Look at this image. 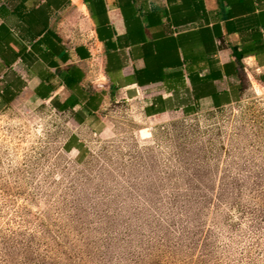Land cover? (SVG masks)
I'll use <instances>...</instances> for the list:
<instances>
[{
	"label": "rangeland",
	"instance_id": "rangeland-1",
	"mask_svg": "<svg viewBox=\"0 0 264 264\" xmlns=\"http://www.w3.org/2000/svg\"><path fill=\"white\" fill-rule=\"evenodd\" d=\"M0 264H264V82L193 115L0 105Z\"/></svg>",
	"mask_w": 264,
	"mask_h": 264
},
{
	"label": "crops",
	"instance_id": "crops-1",
	"mask_svg": "<svg viewBox=\"0 0 264 264\" xmlns=\"http://www.w3.org/2000/svg\"><path fill=\"white\" fill-rule=\"evenodd\" d=\"M263 82L264 0H0V102L193 115Z\"/></svg>",
	"mask_w": 264,
	"mask_h": 264
},
{
	"label": "trees",
	"instance_id": "trees-1",
	"mask_svg": "<svg viewBox=\"0 0 264 264\" xmlns=\"http://www.w3.org/2000/svg\"><path fill=\"white\" fill-rule=\"evenodd\" d=\"M82 74L78 77V79H77V82H80V80H82ZM12 101V99H8V100H5V101H2V102H0V105H7V104H9L10 102Z\"/></svg>",
	"mask_w": 264,
	"mask_h": 264
}]
</instances>
